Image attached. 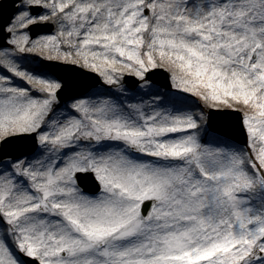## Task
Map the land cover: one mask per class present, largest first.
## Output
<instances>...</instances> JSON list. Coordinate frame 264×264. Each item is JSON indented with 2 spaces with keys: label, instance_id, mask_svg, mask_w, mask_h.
<instances>
[{
  "label": "snow or ice",
  "instance_id": "snow-or-ice-1",
  "mask_svg": "<svg viewBox=\"0 0 264 264\" xmlns=\"http://www.w3.org/2000/svg\"><path fill=\"white\" fill-rule=\"evenodd\" d=\"M0 264H264V0H0Z\"/></svg>",
  "mask_w": 264,
  "mask_h": 264
}]
</instances>
